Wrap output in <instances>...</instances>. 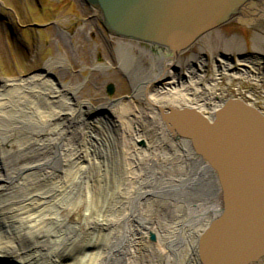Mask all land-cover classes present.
Masks as SVG:
<instances>
[{"label": "bare ground", "instance_id": "6f19581e", "mask_svg": "<svg viewBox=\"0 0 264 264\" xmlns=\"http://www.w3.org/2000/svg\"><path fill=\"white\" fill-rule=\"evenodd\" d=\"M259 1L249 4L243 16L261 5ZM170 63L166 60L158 72L142 69L145 74H138L133 83L135 98L145 105L138 117L158 124L155 145L142 138L138 117L135 122L127 118L131 111L121 106L116 117L110 103H101L91 107L93 114L90 103L76 100L75 89L50 79L53 70L48 65L45 73L0 83V264H201L196 239L220 209V190L189 142L174 138L160 122L157 111L162 105L186 95L157 86L164 75L174 78L167 69ZM236 75L253 76L242 71ZM197 90L200 109L213 114L220 106L213 86ZM127 131L134 136L118 141L115 133ZM128 141L141 150L137 155H147L136 169L141 174L136 188L121 187L122 194L115 199L110 194L109 205L104 202L99 210L88 202L74 221L81 196L88 200L90 191H106L107 179L120 181L123 169L120 179L107 176V161L117 160L116 150ZM154 212L162 216L151 219ZM150 231L156 238L153 244L145 240Z\"/></svg>", "mask_w": 264, "mask_h": 264}, {"label": "water", "instance_id": "95a60500", "mask_svg": "<svg viewBox=\"0 0 264 264\" xmlns=\"http://www.w3.org/2000/svg\"><path fill=\"white\" fill-rule=\"evenodd\" d=\"M104 30L136 41L174 61L204 33L239 16L259 0H84ZM113 94L114 86L106 88ZM175 138L186 139L214 174L220 209L199 235L201 264H253L264 258V114L229 98L212 117L188 108L158 110ZM144 146L143 141H139ZM148 239L156 238L148 232Z\"/></svg>", "mask_w": 264, "mask_h": 264}, {"label": "rangeland", "instance_id": "374dc122", "mask_svg": "<svg viewBox=\"0 0 264 264\" xmlns=\"http://www.w3.org/2000/svg\"><path fill=\"white\" fill-rule=\"evenodd\" d=\"M263 1L261 0V5H255L248 10V21L230 22L214 29L204 38L212 42L214 39L210 38H221L218 44H222L225 39L227 41L228 33L246 31L251 33L250 42L253 46L254 42H257L255 41L257 37L260 38V42H264ZM254 32H259L261 36L255 35ZM119 39L106 33L100 23L98 12L89 7L84 0H0V83L10 84L35 74L45 73V65H48L53 70L50 72V79L55 84L75 89L76 100L90 103V111L93 114L97 113L91 107L110 103L116 110L114 116L117 117L123 107L124 112L131 111V115L126 116L133 121V118L139 116L138 111L145 107L144 102L135 98L134 79L138 74H145L141 70L149 67L151 53L140 47L137 48L135 41L129 40L131 45H122ZM241 43L243 47V41ZM260 45L264 49V44ZM219 46L216 45L215 49H211L213 50L210 51L211 53L207 52L205 46L202 47L204 53L210 55L216 54ZM122 48L124 52L120 51ZM197 48L195 47L193 51L197 52ZM259 53L264 55V50L261 49ZM184 56L187 57L188 54ZM124 66L128 67L126 71L122 70ZM109 84L114 86L112 95L106 91ZM250 89L254 94L256 93V86L251 85ZM255 96L251 101L252 104L264 111V91L261 95L258 93ZM118 99L120 101H115ZM138 119L136 124L142 130V138L148 144L155 145L157 136L155 130L158 124L151 120L139 117ZM115 135L118 141H122L124 136L126 140L134 136L133 131H127L125 135L121 132ZM116 151L117 160L107 161V176L119 177L122 168V178L119 177L120 181L117 183L107 179L110 187L100 193L90 191L88 200L85 195L81 196L79 201L81 204L76 207L77 210L72 215L74 221L80 219L79 208L85 207L88 202L91 208L94 205L99 210L104 202L109 205L110 194H114L113 199L122 194L121 187L127 188L130 184L129 190L136 188V181L141 177L136 169L141 167V162L146 161L147 155H137L139 152L141 154V150L137 146L134 147L132 142L124 148L120 146ZM161 153L162 150L158 151L157 155L155 153L156 159H160ZM104 164L105 162L102 166ZM99 168H94V171L97 172ZM113 184L116 188L119 184L121 186L113 192ZM160 216H162L161 212H154L152 218L150 216L149 218L156 220ZM167 222L170 223L169 217ZM115 228L117 229H114L112 234L116 233L118 225Z\"/></svg>", "mask_w": 264, "mask_h": 264}, {"label": "flooded vegetation", "instance_id": "af4514ba", "mask_svg": "<svg viewBox=\"0 0 264 264\" xmlns=\"http://www.w3.org/2000/svg\"><path fill=\"white\" fill-rule=\"evenodd\" d=\"M250 26L254 27L251 24ZM210 33L211 32L204 33L198 40L192 43L187 51L181 53L176 58V63L167 67V69H171L173 74L172 77L174 78H169L164 75L157 86L163 88L174 87L176 90H179L180 93L186 95L185 97L182 96V99L178 102H170L167 105H162V108L169 106L179 108L185 107L209 115L211 112L208 110H201L199 107L201 98L199 95L200 90H197V87L202 88L205 84H211L213 86L212 92L215 95L216 101L218 99L228 98L231 95L246 98L247 94H254L250 89L251 83L249 76H238L236 74L240 71H242L243 74L246 72L250 73L252 67L261 73L259 88L261 89L264 87V55L259 53L261 49L264 50L262 45H260L264 44V42H260V38L258 39L257 37V40H255L257 42H254L255 45L253 46L250 42L251 33L239 31L228 33L226 35L228 36L227 41L225 39L224 43L218 44V40L221 38H210L214 39V42L204 38ZM254 33L255 35L261 36L259 32ZM221 35L225 36V34ZM204 39L207 40L204 41ZM242 41L244 43L243 47ZM138 44L139 43L135 44L137 48L140 47L142 50L149 49L148 52L151 53V63L147 68L148 70L152 67L155 68L153 70L156 72L165 69V60H163L164 56L162 54L152 53L150 47H144L141 44L138 46ZM216 45H220L218 47L219 49H216L218 50L215 52L216 54L207 55L204 53L202 46H205V49H208L207 52L211 53L213 51L211 49H215ZM195 47H198L197 52L193 51ZM253 48L254 51H252ZM185 54H188V56L185 57ZM225 66H229L230 69H226ZM173 79L174 81H172ZM169 84L171 85L169 86ZM258 93L261 95V92H256L254 95ZM185 100H188L189 103ZM255 264H264V259L259 260Z\"/></svg>", "mask_w": 264, "mask_h": 264}]
</instances>
